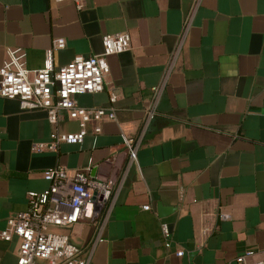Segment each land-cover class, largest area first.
I'll use <instances>...</instances> for the list:
<instances>
[{
  "label": "crops",
  "instance_id": "obj_1",
  "mask_svg": "<svg viewBox=\"0 0 264 264\" xmlns=\"http://www.w3.org/2000/svg\"><path fill=\"white\" fill-rule=\"evenodd\" d=\"M83 4L0 0V67L19 49L31 77L55 39L65 40L54 52L58 69L101 53L105 34L131 36L130 50L109 56L104 89L77 96L84 107L116 112V120L89 122L80 144L34 151L79 122L64 112L52 124L44 110L0 96V231L29 208L30 192L49 187L44 171L61 165L115 182L100 230L91 217L55 228L81 247L98 237L88 264H237L249 249L264 260V0ZM124 137L138 142L137 162ZM19 242L0 238L1 264H16Z\"/></svg>",
  "mask_w": 264,
  "mask_h": 264
},
{
  "label": "built area",
  "instance_id": "obj_2",
  "mask_svg": "<svg viewBox=\"0 0 264 264\" xmlns=\"http://www.w3.org/2000/svg\"><path fill=\"white\" fill-rule=\"evenodd\" d=\"M63 2L67 0H51ZM82 9L84 0H72ZM103 51L93 56L77 55L66 65L55 69L54 52L64 48L63 38L55 39L46 51L44 66L33 77L25 67L20 50H8V61L0 67V96L17 98L25 110H44L50 123L57 124L66 112L72 120L79 122L76 132L51 134L48 141L33 144V150L57 151L64 143L80 144L88 133V123L103 120H116L113 106L84 107L77 96L96 93L104 89L105 77L110 71L108 58L131 49V36L126 32L105 34L102 38ZM160 91V87H154ZM117 95L112 93L111 101ZM150 110L148 118L154 116ZM96 125L94 132H101ZM130 160L137 162L138 142L124 137ZM49 187L42 192L29 193V208L18 212L7 220V227L0 231V238L10 240L19 237V251L16 264H88L84 257L91 252L98 240L88 246L75 244L70 235L56 231L66 228L88 217L95 220L100 230L105 224L110 209L115 182L113 179L91 177L83 170L70 172L64 166H55L44 171ZM150 209V206H144ZM166 246L169 247L171 230L167 222L161 223ZM255 250L249 249L236 257L237 264H264V260H254ZM184 254L177 251L178 256ZM1 264V261H0ZM231 264V263H228Z\"/></svg>",
  "mask_w": 264,
  "mask_h": 264
}]
</instances>
